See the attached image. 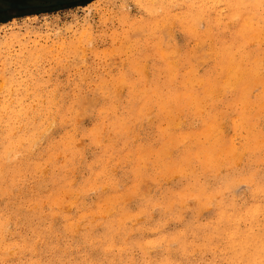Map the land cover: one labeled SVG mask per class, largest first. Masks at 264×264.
I'll use <instances>...</instances> for the list:
<instances>
[{
    "label": "rangeland",
    "instance_id": "374dc122",
    "mask_svg": "<svg viewBox=\"0 0 264 264\" xmlns=\"http://www.w3.org/2000/svg\"><path fill=\"white\" fill-rule=\"evenodd\" d=\"M186 1L156 0V9L146 0H0V264H261L231 244L248 232L264 234L261 87L252 86L245 100L236 88H200L197 100L176 109L169 96L211 71L215 10L205 9H222L226 27L236 30L240 18L228 17L227 7H259L251 14L260 24L264 1ZM148 9L156 27L147 24ZM169 10L175 16L167 25L161 12ZM250 41L252 52L264 48ZM170 107L169 115L163 109ZM119 117L130 120L122 133L114 126ZM210 118L213 143L202 132ZM209 145L216 165L203 159ZM156 151L177 164L166 165Z\"/></svg>",
    "mask_w": 264,
    "mask_h": 264
},
{
    "label": "bare ground",
    "instance_id": "6f19581e",
    "mask_svg": "<svg viewBox=\"0 0 264 264\" xmlns=\"http://www.w3.org/2000/svg\"><path fill=\"white\" fill-rule=\"evenodd\" d=\"M156 0H154V1H150V0H146V5H148L149 4V7H152L153 5H154V3L153 2H155ZM176 1V0H175ZM181 1V0H180ZM184 1V0H183ZM206 1H210L211 3H216L218 0H201V2H206ZM232 1H234V0H223V2L224 3H226V4H228V2L230 3V2H232ZM264 1V0H263ZM169 2V1H168ZM200 2V3H201ZM240 2H244V3H246V4H249V5H255V4H258V3H260L261 2V0H235V2H233V3H231V4H234V5H236V6H239L240 5ZM170 3H173V2H170ZM186 3L188 4V5H190V4H198L199 2H198V0H191V1H186ZM153 4V5H152ZM168 4V3H167ZM244 5V4H243ZM261 5V4H260ZM173 6V5H172ZM191 6V5H190ZM210 6V5H209ZM231 6H233V5H231ZM148 7V6H147ZM154 7H155V5H154ZM166 7V6H165ZM156 8V7H155ZM164 8V7H163ZM168 8H169V5H168ZM191 8H193V11H197V16H202V15H205V16H207L206 15V13L204 12V11H202L201 10V8L200 7H191ZM214 9L215 10V17H214V21H215V27L211 30V32H210V36H211V38L209 39V42L211 43L210 44V47H211V50H212V53L211 52H209V53H211V55L209 54V56H211V58L209 59L210 60V63H211V65H212V67H211V71H207V73L205 74V75H203L201 78H198V79H196V78H192V77H190V78H188V83H189V85H188V87H186V88H180V89H177V91H174L173 93H172V95H170L169 96V100H171V107H173L174 109H176L177 107L179 108V107H182V108H184L187 104H189V103H191L192 101H194V100H197L198 98H199V89L201 88L202 89V91L203 92H207V90L208 91H212V90H214L216 87H221V89H230L231 91H233L232 90V88H236L237 89V92H234V93H236V96L239 98V99H241V100H245L244 99V97L248 94V92H249V90L252 88V86H259V87H261V91L259 92L260 94H259V99H257V101H256V103H259V100H260V102H261V105H257L259 108L258 109H263L264 110V48H262L261 46H259V47H261V49L260 48H258V46H257V49L255 50L254 48V50L255 51H251L250 49H249V47H248V43H249V41L250 40H252V39H255V40H257L258 42H260V41H262V42H264V22H262V23H260L259 24V21H257V24L256 23H253V20H254V17L252 16V14H251V12L252 13H257V10H259V7H244V9L240 12V10L243 8V7H227V11L225 12V13H227L228 14V17H229V13H230V17L232 18V16L233 15H235V18L236 17H238V18H240V21H241V24L238 26V28L236 29V30H234V29H232L231 27H226V25L228 24V23H226V20H227V22H228V18L225 20V22H223V18H222V16H223V13L221 12L222 11V9H220L219 7H207L205 10H211V9ZM261 8V10H262V7H260ZM157 9V8H156ZM159 9V8H158ZM172 9H174L173 7H172ZM187 9V8H186ZM143 10V9H142ZM148 11H149V13H151V14H149V15H151L146 21H148V23L147 24H150V23H152V22H156L155 21V19L157 18H152V12H153V10H151V9H148ZM185 12H187V11H185ZM156 14H159V12H155ZM259 13V12H258ZM161 18H163V23H167V25H169L171 22H173L172 20L174 19L173 17L175 16V13H173L172 12V10H169V12L168 13H166V12H161ZM263 14V13H262ZM196 15V14H195ZM173 18V19H172ZM206 19V18H205ZM258 19H260V18H258ZM157 20V19H156ZM199 20H201V18L199 19ZM186 21V20H185ZM256 21V20H255ZM260 21H261V19H260ZM206 22V21H205ZM232 22H233V20H232ZM131 23V22H130ZM199 23V22H198ZM146 24V25H147ZM179 24V23H178ZM201 24V23H200ZM200 24H197L198 26L200 25ZM163 25V24H162ZM150 26H154V27H156V24H150ZM201 27H202V25H200ZM219 26H222L221 28L219 27ZM163 27V26H162ZM143 28V27H142ZM159 28V27H158ZM148 29H150V28H148ZM164 29H165V27H164ZM136 30V29H135ZM140 30V29H139ZM158 30V29H157ZM161 30L163 31V29L161 28ZM160 30V31H161ZM130 31V30H129ZM146 31H148V30H146ZM161 31V32H162ZM165 31V30H164ZM163 31V32H164ZM155 32V31H154ZM166 32V31H165ZM83 33V32H82ZM148 33V32H147ZM159 33V32H158ZM164 34V33H163ZM143 35V34H142ZM156 35V34H155ZM160 35H161V33H159V37H160ZM82 36V35H81ZM80 36V37H81ZM149 36V35H148ZM152 36V35H151ZM126 38V37H125ZM174 38V37H173ZM142 39V38H141ZM154 39V38H153ZM164 39V38H163ZM164 41V40H163ZM123 42V41H122ZM138 42V41H137ZM176 42V41H175ZM250 42H252L253 43V41H250ZM255 42V41H254ZM147 43V42H146ZM169 43V42H168ZM161 44H162V40H161ZM169 46V45H168ZM73 47H75V45L73 46ZM132 47V46H131ZM148 48V47H147ZM170 48V47H169ZM33 49V48H32ZM48 49V48H47ZM67 50V49H66ZM65 50V51H66ZM178 50V49H177ZM36 51H38L37 49H36ZM75 51V50H74ZM104 51V50H103ZM34 52V51H33ZM64 52V51H63ZM173 52V51H172ZM191 52V51H190ZM204 52V51H203ZM234 52L235 53H237V55H234ZM78 53V52H77ZM161 53V52H160ZM162 54H163V52H162ZM171 54V53H170ZM175 54V52H173V55ZM166 55H168L167 53H166ZM205 55V54H204ZM54 56H55V54H54ZM149 56V55H148ZM152 57V56H151ZM63 58V57H62ZM174 59V58H173ZM16 60V59H15ZM142 60V59H141ZM206 60V59H205ZM208 60V61H209ZM147 61V60H146ZM145 61V62H146ZM166 62V61H165ZM206 62V61H205ZM132 64H133V62H132ZM198 64V63H197ZM209 64V63H208ZM44 66V65H43ZM135 66H136V64H135ZM143 66V65H142ZM145 66V65H144ZM2 67V66H1ZM146 67V66H145ZM141 68V67H140ZM162 69V68H161ZM142 71V70H141ZM163 74V73H162ZM183 75V74H182ZM2 76V75H1ZM11 76V75H10ZM167 76H168V74H167ZM166 76V77H167ZM3 77V76H2ZM200 77V76H199ZM140 79V78H139ZM138 79V80H139ZM168 79V78H167ZM2 81V80H1ZM112 81V80H111ZM164 81H166V80H164ZM185 81V80H184ZM4 82V81H3ZM3 82H1V83H3ZM131 82H133V80L131 81ZM130 82V83H131ZM171 82V81H170ZM179 82V81H178ZM13 83V82H12ZM53 83V82H52ZM143 83V82H142ZM169 83V82H168ZM153 84V83H152ZM155 84V83H154ZM11 85V84H10ZM18 85H19V83H18ZM17 85V86H18ZM13 86V85H12ZM16 86V85H15ZM60 86V85H59ZM145 86V85H144ZM167 86V85H166ZM7 87V86H6ZM127 87H128V85H127ZM139 87V86H138ZM142 87V86H141ZM118 88V87H117ZM129 88V87H128ZM143 88V87H142ZM141 88V89H142ZM165 89V88H164ZM9 91H11L12 89H8ZM101 90V89H100ZM120 90V89H119ZM166 90H167V88H166ZM3 91V90H2ZM21 91V90H20ZM106 91V90H105ZM109 91V90H108ZM118 91V90H117ZM129 91V90H128ZM151 91V90H150ZM149 91V92H150ZM7 93V92H6ZM132 93V92H131ZM138 93V92H137ZM157 93V92H156ZM255 93V92H254ZM151 94V93H150ZM160 94V93H159ZM167 94V93H166ZM249 94H250V92H249ZM114 95V94H113ZM137 95V94H136ZM157 95V94H156ZM200 95H202V94H200ZM213 95V94H212ZM219 95V94H218ZM257 95V94H256ZM52 96V95H51ZM101 96V95H100ZM147 96V95H146ZM249 96V95H248ZM251 96V95H250ZM102 97H103V95H102ZM142 97V96H141ZM145 97V96H144ZM20 98V97H19ZM18 98V99H19ZM34 98V97H33ZM156 98V97H155ZM160 98V97H159ZM221 98H224V97H221ZM225 98H227V97H225ZM224 98V99H225ZM254 98V97H253ZM253 98H251V99H253ZM145 99V98H144ZM161 99V98H160ZM56 100V99H55ZM143 100V99H142ZM141 100V101H142ZM146 100H148V97L146 98ZM203 100V99H202ZM209 100H211V99H209ZM219 100V99H218ZM17 101V100H16ZM89 101V100H88ZM130 101V100H129ZM152 101V100H151ZM150 101V102H151ZM205 101V100H204ZM72 102V101H71ZM90 102V101H89ZM138 102V101H137ZM202 102V101H201ZM212 102V101H211ZM215 102H216V100H215ZM223 102V101H222ZM18 103V102H17ZM62 103V102H61ZM88 103V102H87ZM142 103L144 104V102L142 101ZM155 103V102H154ZM210 103V102H209ZM227 103V102H226ZM253 103V102H252ZM1 104V103H0ZM8 104V103H7ZM57 104H60V103H58L57 102ZM69 104V103H68ZM139 104H140V102H139ZM142 104V105H143ZM147 104V103H146ZM162 104V103H161ZM199 104V103H198ZM20 105H21V103H20ZM152 105V104H151ZM203 105V104H202ZM205 105H207V104H205ZM216 105H218V103L216 104ZM234 105H235V103H234ZM19 106V105H18ZM64 106H66L65 104H64ZM140 106V105H139ZM147 106V105H146ZM213 106V105H212ZM222 106V105H221ZM27 107V106H26ZM75 107V106H74ZM136 107V106H135ZM166 107V106H165ZM169 108L170 109V111H167V110H165V109H163L164 111H166L167 113H169V115H170V112L172 111V108ZM187 107V106H186ZM195 107V106H194ZM193 107V108H194ZM206 107V106H205ZM232 107H233V105H232ZM3 108H4V106H3ZM16 108V107H15ZM56 108H57V106H56ZM58 108H60V106L58 107ZM57 108V109H58ZM62 108V107H61ZM60 108V109H61ZM69 108V107H68ZM131 108V107H130ZM142 108V107H141ZM144 108V107H143ZM156 108H157V105H156ZM190 108V107H189ZM192 108V109H193ZM207 108V107H206ZM219 108V107H218ZM254 108H255V106H254ZM212 109V108H211ZM216 109V108H215ZM227 109V108H226ZM17 110V109H16ZM65 110V109H64ZM67 110V109H66ZM137 110V109H136ZM135 110V111H136ZM139 110H140V108H139ZM187 110H188V108H187ZM186 110V111H187ZM201 110V109H200ZM218 110V109H217ZM256 110V109H255ZM255 110L253 111V112H255ZM6 111V110H5ZM74 111V110H73ZM108 111V110H107ZM138 111V110H137ZM143 111V110H142ZM141 111V112H142ZM159 111H161V110H159ZM197 110H195V112H196ZM219 111V110H218ZM7 112V111H6ZM14 112H15V110H14ZM25 112V111H24ZM26 112H28V110L26 111ZM178 112V111H177ZM190 112H193V111H190ZM215 112V111H214ZM261 112V111H260ZM13 113V112H12ZM48 113V112H47ZM69 113V112H68ZM130 113V112H129ZM132 113H133V111H132ZM138 113V112H137ZM167 113L166 114H164L166 117H167ZM174 113V112H173ZM180 113V112H179ZM203 113V112H202ZM8 114V113H7ZM10 114H11V112H10ZM16 114V113H15ZM61 114H63V113H61ZM136 114V113H135ZM171 114H172V112H171ZM174 114H176V113H174ZM188 114H189V112H188ZM192 114H194V113H192ZM201 114V113H200ZM211 114V113H210ZM215 114V113H214ZM213 114V115H214ZM65 115V114H64ZM169 115H168V117H169ZM186 115V114H185ZM197 115V114H196ZM201 115H203V114H201ZM219 115V114H218ZM225 115V114H224ZM8 116V115H7ZM12 116H13V114H12ZM109 116V115H108ZM131 116H133V115H131ZM163 116V115H162ZM165 116L163 117V118H165ZM173 116V115H172ZM180 116V115H179ZM177 114H176V117H179ZM183 116V115H182ZM192 116V115H191ZM195 116V115H194ZM204 116V119H205V115H203ZM208 116V115H207ZM263 116V115H262ZM9 117V116H8ZM136 117V116H135ZM176 117H173V118H176ZM186 117V116H185ZM188 117H190V115L188 116ZM213 117V116H212ZM220 117V116H219ZM219 117H218V119H219ZM12 118V117H11ZM16 118V117H15ZM27 118V117H26ZM171 118V117H170ZM195 118V117H194ZM193 118V119H194ZM209 118V117H208ZM7 119V118H6ZM177 119V118H176ZM199 119V118H198ZM202 119V118H201ZM203 119V120H204ZM215 119V118H214ZM166 120V119H165ZM169 120V119H168ZM17 121V120H16ZM31 121V120H30ZM43 121V120H42ZM113 121V120H112ZM130 120H128V118H126V117H119V118H116L115 119V121H114V126L117 128V129H120V132H121V128L125 125V124H127V122H129ZM136 121V120H135ZM208 121V120H207ZM5 122V121H4ZM34 122V121H33ZM40 122V121H39ZM39 122H38V124H39ZM167 122V121H166ZM214 122H216V121H213V118H210L209 119V122L208 123H206L207 124V127L204 129V131H202L203 132V134H204V136L206 137V141H208V143L210 142V141H214V139H215V141L217 140V137L215 136V134L212 132V128L214 129V127H213V124H214ZM262 122V121H261ZM10 123H12V122H10ZM9 123V124H10ZM24 123V122H23ZM52 123V122H51ZM50 123V124H51ZM112 123V122H111ZM165 123V122H164ZM169 123V122H168ZM172 123V122H171ZM218 123V122H217ZM244 123V122H243ZM249 123V122H248ZM4 124V123H3ZM180 124V123H179ZM202 124V123H201ZM252 124V123H251ZM6 125V124H5ZM28 125V124H27ZM34 125V124H33ZM48 125H49V123H48ZM159 125V124H158ZM172 125V124H171ZM186 125V124H185ZM190 125V124H189ZM202 125H204V124H202ZM225 125V124H224ZM4 126V125H3ZM8 126V125H7ZM19 126V125H18ZM38 126H40V124L38 125ZM50 127H51V125H49ZM157 125H155V127H156ZM30 127V126H29ZM50 127H49V129H50ZM204 127H205V125H204ZM5 128V127H4ZM11 128V127H10ZM16 128V127H15ZM14 128V129H15ZM35 128V127H34ZM34 128L33 129H30V130H33L32 132H34ZM173 128V127H172ZM179 128V127H178ZM216 128V127H215ZM1 129H2V127H1ZM19 129V128H18ZM24 129V128H23ZM36 129V128H35ZM42 128H40V130H41ZM47 129V128H46ZM117 129H114V130H117ZM181 129V128H180ZM180 129H179V135H180ZM200 129H202V128H200ZM235 129V128H234ZM3 130V129H2ZM7 130V129H6ZM9 130V129H8ZM10 130H12L13 131V129H10ZM39 130V131H40ZM43 130V129H42ZM41 130V131H42ZM48 130V129H47ZM51 130V129H50ZM172 130V129H171ZM15 131V130H14ZM13 131V132H14ZM40 131V132H41ZM49 131V130H48ZM170 131V130H169ZM183 130H181V132H182ZM225 131V130H224ZM2 132V131H1ZM7 132V131H6ZM29 132V131H28ZM27 132V133H28ZM8 133V132H7ZM10 133H11V131H10ZM31 133V132H30ZM39 133V132H38ZM37 133V134H38ZM43 133V132H42ZM48 133V132H47ZM87 133V132H86ZM122 133V132H121ZM166 133V132H165ZM184 133V132H183ZM219 133H220V131H219ZM232 133V132H231ZM261 133V132H260ZM124 134V133H123ZM178 134V133H177ZM190 134V133H189ZM201 134V133H200ZM20 135V137H22L21 136V134H19ZM23 135V134H22ZM26 135H28V134H26ZM119 135V134H118ZM117 135V136H118ZM122 135V134H121ZM175 136H176V134H174ZM178 135V136H179ZM218 135V134H217ZM221 135V134H220ZM6 136V135H5ZM7 136H9V135H7ZM17 136V135H16ZM15 136V137H16ZM101 136V135H100ZM108 136V135H107ZM124 136V135H123ZM160 136V135H159ZM193 136V135H192ZM223 136H224V134H223ZM223 136L221 137V138H223ZM164 137V136H163ZM167 138H169L168 136H166ZM8 138V137H7ZM28 138V137H27ZM33 138V137H32ZM37 138V137H36ZM36 138H35V140H36ZM102 138H103V136H102ZM176 138V137H175ZM186 138V137H185ZM190 138V137H189ZM202 138V137H201ZM220 138V139H221ZM228 138V137H227ZM227 138H226V140H227ZM232 138V137H231ZM12 139V138H11ZM14 139V138H13ZM17 139V138H16ZM21 139V138H20ZM101 139V138H100ZM170 139H172V138H170ZM254 139V138H253ZM4 140H5V138H4ZM25 140V139H24ZM32 140V139H31ZM30 140V141H31ZM35 140L33 139V142L35 143ZM94 140V139H93ZM165 140V139H164ZM175 140V139H174ZM182 140H183V138H182ZM185 140L186 139H184V142H185ZM235 140V139H234ZM241 140V139H240ZM258 140V139H257ZM21 141V140H20ZM19 141V142H20ZM27 141V140H26ZM163 141V140H162ZM213 141H212V143H213ZM6 142V141H5ZM13 142H14V140H13ZM67 142V141H66ZM129 142V141H128ZM166 142H168V141H166ZM173 142V141H172ZM183 142V141H182ZM218 142V141H217ZM222 142V141H221ZM232 142V141H231ZM249 142V141H248ZM26 143V142H25ZM174 143V142H173ZM172 143V144H173ZM197 143V142H196ZM216 143V142H215ZM214 143V144H215ZM250 143V142H249ZM10 144H12V143H9V145ZM30 144H32V143H30ZM162 144V143H161ZM170 144V143H169ZM179 144H180V142H179ZM188 144V143H187ZM231 144H233V142L231 143ZM244 144H245V142H244ZM5 145V144H4ZM8 145V146H9ZM16 145H18V144H16ZM26 144H24V146H25ZM28 145V144H27ZM34 145V144H33ZM159 145V144H158ZM166 145V144H165ZM184 145V144H183ZM199 145V144H198ZM197 145V146H198ZM205 145V144H204ZM228 145V144H227ZM227 145H225V147L227 146ZM247 145V144H246ZM249 145V144H248ZM173 146V145H172ZM174 146H175V144H174ZM4 147V146H3ZM11 147V146H10ZM32 147V146H31ZM30 147V148H31ZM158 147V146H157ZM166 147V146H165ZM190 147V146H189ZM213 147V146H212ZM235 147H237V146H235ZM8 148V147H7ZM12 148V147H11ZM29 148V147H28ZM188 148V147H187ZM199 148V147H198ZM205 148H206V146H205ZM219 148V147H218ZM217 148V149H218ZM164 149V148H163ZM163 149L162 150H160V151H163ZM188 149H190V148H188ZM188 149H186V150H188ZM196 149V148H195ZM201 150H202V148H200ZM247 149V148H246ZM8 150V149H7ZM36 150V149H35ZM158 150V149H157ZM194 150V149H193ZM197 150V149H196ZM212 150H213V148H211V145H209L206 149H204V154L206 155V156H204V160L206 161V163L207 162H214L215 163V160L217 159V155L215 156L214 154H213V152H212ZM159 151V150H158ZM164 151H165V149H164ZM177 151V150H176ZM185 151V150H184ZM195 151V150H194ZM218 151V150H217ZM216 151V152H217ZM245 151V150H244ZM1 152V151H0ZM5 152V151H4ZM8 152H9V150H8ZM180 152H181V150H180ZM186 152V151H185ZM190 152H191V150H190ZM193 152V151H192ZM225 152V151H224ZM227 153L228 152H232V150L231 149H228V151H226ZM233 152H235V151H233ZM232 152V153H233ZM262 152V151H261ZM2 153V152H1ZM35 153V152H34ZM125 153V152H124ZM162 152H157L156 151V154L158 155H160L161 157V159L163 160V161H165V164L167 165V164H174V163H176L177 164V162H173V160H170V159H167V155L163 152L162 154H161ZM252 153V152H251ZM168 154V153H167ZM188 154V153H187ZM242 154H243V152H242ZM248 154V153H247ZM263 154V153H262ZM3 155H6V152H5V154H1V156H0V158H2L1 160H2V162H1V166H0V172L5 168V166H6V163H5V161H6V159L5 158H3ZM156 155V156H157ZM180 155V154H179ZM186 155V154H185ZM189 155V154H188ZM223 155V154H222ZM240 155V154H239ZM258 155V154H257ZM116 156V155H115ZM233 156V155H232ZM6 157V156H5ZM123 157H124V155H123ZM159 157V156H158ZM157 157V158H158ZM175 157V156H174ZM178 157V156H177ZM176 157V158H177ZM185 157V156H184ZM237 157H240V156H237ZM7 158H8V156H7ZM107 158V157H106ZM148 158H150L149 156H148ZM153 158V157H152ZM156 158V159H157ZM241 158V157H240ZM4 159H5V161H4ZM183 159V158H182ZM187 159H188V157H187ZM192 159V158H191ZM195 159H196V157H195ZM199 159V158H198ZM236 159V158H235ZM264 159V158H263ZM47 160V159H46ZM139 160V159H138ZM137 160V161H138ZM161 160V161H162ZM184 160V159H183ZM182 160V161H183ZM193 160V159H192ZM220 160H222V159H220ZM234 160V159H233ZM261 160V159H260ZM123 161V160H122ZM152 161V160H151ZM162 161V162H163ZM188 161V160H187ZM186 161V162H187ZM197 161V160H196ZM229 161V160H228ZM231 161V160H230ZM238 161V160H237ZM236 161V162H237ZM262 161V160H261ZM156 162H158V161H156ZM185 162V163H186ZM253 162V161H252ZM192 163H193V161H192ZM199 163H201V161H199ZM198 163V164H199ZM220 163H222L221 161H220ZM219 163V164H220ZM235 163V162H234ZM156 164V163H155ZM159 164H160V162H159ZM158 164V165H159ZM164 164V163H163ZM157 165V164H156ZM165 165V166H166ZM182 165V164H181ZM185 165H187V164H185ZM202 165H204V163L202 164ZM201 165V166H202ZM212 165V164H211ZM215 165H216V163H215ZM163 166V165H162ZM162 166H159L160 168L159 169H161V167ZM174 166V165H173ZM177 166H179V165H177ZM184 165H182V167H183ZM164 167V166H163ZM169 166H167V168H168ZM170 167H172V166H170ZM192 167H194V166H192ZM205 167H206V165H205ZM39 168V167H38ZM135 168V167H134ZM183 168H185V167H183ZM186 168H187V166H186ZM202 168V167H201ZM209 168V167H208ZM234 169V168H233ZM38 170V169H37ZM44 170V169H43ZM133 170V169H132ZM167 170V169H166ZM176 170V169H175ZM178 170H179V168H178ZM192 170V169H191ZM162 171V170H161ZM183 171H184V169H183ZM193 171V170H192ZM200 172V171H199ZM150 173V172H149ZM184 173H187V171H184ZM170 175H171V172H170ZM186 175V174H185ZM141 176V175H140ZM159 176V175H158ZM163 176V175H162ZM173 176V175H172ZM196 176V175H195ZM150 177V176H149ZM193 177V176H192ZM196 177H198V176H196ZM194 178V179H197V178ZM199 178V177H198ZM246 180H248V179H246ZM156 181H158V180H156ZM249 181V180H248ZM143 183V182H142ZM153 183V182H152ZM191 183V182H190ZM230 183V182H229ZM228 183V184H229ZM149 184V183H148ZM188 184V183H187ZM231 184V183H230ZM233 184H234V182H233ZM249 184V183H248ZM253 184V183H252ZM261 185V184H260ZM259 185V186H260ZM196 186H198L197 185V183H196ZM264 186V185H263ZM201 188H202V186H200ZM85 188V187H84ZM143 188V187H142ZM151 188V187H150ZM58 189V188H57ZM138 189V188H137ZM190 189V188H189ZM263 189H264V187H263ZM183 190H185V189H183ZM198 190H199V188H198ZM145 191V190H144ZM180 191V190H179ZM201 191V190H200ZM10 192V191H9ZM132 192V191H131ZM192 192V191H191ZM196 192V191H195ZM260 192V191H259ZM181 194H179V196L181 195L182 196V194L185 196L186 195V193L184 192V193H182V192H180ZM198 195L200 194V192L198 191V193H197ZM259 194V193H258ZM111 195V194H110ZM140 195V194H139ZM196 195V194H195ZM197 195V196H198ZM262 195V194H261ZM145 196V195H144ZM202 196V195H201ZM51 197H53V196H51ZM134 199V198H133ZM152 199V198H151ZM170 199V198H169ZM212 199V198H211ZM186 200V199H185ZM202 200V199H201ZM217 200V199H216ZM262 200V199H261ZM208 201V200H207ZM218 201V200H217ZM73 202V201H72ZM127 204V203H126ZM179 204V203H178ZM210 204V203H209ZM221 205V204H220ZM57 206V205H56ZM189 206V205H188ZM199 206V205H198ZM218 206H219V204H218ZM224 206V205H223ZM263 206H264V204L262 205V208H263ZM173 207V206H172ZM230 207H231V205H230ZM233 207V206H232ZM107 208V207H106ZM113 208V207H112ZM224 208V207H223ZM121 209V208H120ZM172 209V208H171ZM226 209V208H225ZM232 208H230V210H231ZM253 209H254V207H253ZM252 209V210H253ZM38 210V209H37ZM239 210V209H238ZM241 210V209H240ZM256 210H261V209H258L257 207H256V209H254V212L256 211ZM264 210V209H263ZM107 211V210H106ZM105 211V212H106ZM109 211V210H108ZM147 211V210H146ZM193 211V210H192ZM229 211V210H228ZM250 211V210H249ZM145 212V211H144ZM234 212V211H233ZM237 212V211H236ZM109 213V212H108ZM231 213V212H230ZM106 214V213H105ZM124 214V213H123ZM126 214V213H125ZM217 214H218V212H217ZM223 214H224V212H223ZM226 214V213H225ZM240 214V213H239ZM244 214H245V212H244ZM248 214V213H247ZM228 215V214H227ZM226 215V216H227ZM230 216V215H229ZM36 217V216H35ZM249 217V216H248ZM121 217H119L118 219H120ZM128 218V217H127ZM132 218V217H131ZM151 218H152V216H151ZM168 218V217H167ZM225 218H227V217H225ZM224 218V220H226ZM235 218H237V217H235ZM250 218V217H249ZM124 219V218H123ZM257 220H259V218H256ZM126 220V219H125ZM222 220V219H221ZM223 220V221H224ZM228 220V219H227ZM254 220V219H253ZM120 221V220H119ZM119 221H118V223H119ZM116 222V221H115ZM257 222V221H256ZM219 223H221V222H219ZM262 223V222H261ZM73 224H74V222H73ZM121 224V223H120ZM250 224V223H249ZM118 225V224H117ZM224 225H225V223H224ZM72 226V225H71ZM70 226V227H71ZM165 226V225H164ZM211 226V225H210ZM213 226V225H212ZM227 226V225H226ZM225 226V227H226ZM249 226V225H248ZM256 226V225H255ZM255 226H253V227H255ZM259 226H261V225H259ZM197 227H198V225H197ZM201 227V226H200ZM214 228H215V226H213ZM224 227V228H225ZM235 227V226H234ZM212 228V227H211ZM211 228H209V229H211ZM232 228V227H231ZM244 228V227H243ZM243 228L241 229V230H243ZM162 229V228H161ZM204 229V228H203ZM206 229V228H205ZM208 229V230H209ZM230 229V228H229ZM232 229H234V228H232ZM232 229H231V231H232ZM246 229H247V226H246ZM252 229V228H251ZM262 229V228H261ZM160 230V229H159ZM226 230V229H225ZM213 231V230H212ZM214 231H215V229H214ZM224 231V230H223ZM226 231H228V229L226 230ZM237 231H239V230H237ZM237 231H235L236 233H237ZM264 231V230H263ZM135 232V231H134ZM153 232V231H152ZM182 232H183V230H182ZM208 232V231H207ZM209 232H210V230H209ZM208 232V233H209ZM218 232V231H217ZM225 232V231H224ZM245 232V231H244ZM251 232H253V231H250V233ZM214 233V232H213ZM221 233V232H220ZM226 233V232H225ZM230 233V232H229ZM228 233V234H229ZM232 233V232H231ZM240 233H242V234H244L243 232H239L238 234H240ZM246 233V232H245ZM249 233V232H248ZM248 233H246L245 235L246 236H248V237H246V241H244L245 239H243L242 237V239L240 238V240L239 239H236V237L234 238L233 237V240H232V246H234L233 244H235L236 243V245H238V246H240V250H239V252H240V254L242 255L243 253H245V254H247V256L248 257H246V258H249L250 260H253L254 262L255 261H257V260H259V261H261L260 263L261 264H264V254L263 255H261V254H259V251H260V249H262L263 247H264V234H261V235H258V236H251L250 234H248ZM264 233V232H263ZM216 234V233H215ZM218 234H219V232H218ZM218 234H216L217 236H218ZM233 234H235V233H233ZM233 234H232V236H233ZM231 235V234H230ZM244 235V236H245ZM212 236V235H211ZM216 236V237H217ZM238 237V236H237ZM5 238V237H4ZM178 238V237H177ZM207 239V238H206ZM218 239V238H217ZM217 239H215V240H217ZM227 239H228V237H227ZM230 239V238H229ZM235 239L237 240V242H234L235 241ZM161 240H162V238H161ZM171 240H172V238H171ZM176 240V239H175ZM211 240V239H210ZM239 240V241H238ZM3 241V240H2ZM1 241V242H2ZM95 241V240H94ZM212 241H213V239H212ZM1 242H0V244H1ZM155 242V241H154ZM162 242V241H161ZM143 243V242H142ZM147 243H149V242H147ZM205 243V242H204ZM3 244V243H2ZM4 244H6V243H4ZM150 244V243H149ZM194 244V243H193ZM228 244H230V243H228ZM7 245V244H6ZM145 245H147V244H145ZM248 245V246H247ZM225 246H227V244H225ZM238 246H237V248H238ZM6 247V246H5ZM122 247V246H121ZM120 247V248H121ZM198 247V246H197ZM229 247V246H228ZM3 248V247H2ZM109 248V247H108ZM227 248V247H226ZM231 248V247H230ZM233 248V250H236V249H234V247H232ZM1 249V248H0ZM6 249H7V247H6ZM239 249V248H238ZM217 250V249H216ZM229 250V249H228ZM2 251H3V249H2ZM6 251V250H5ZM4 251V252H5ZM231 252H232V250H230ZM248 251H252L250 254H249V252ZM9 252V251H8ZM147 252V251H146ZM152 252V251H151ZM225 252H226V250H225ZM237 252V251H236ZM6 253V252H5ZM135 255V254H134ZM220 255V254H219ZM236 255V254H235ZM241 255H239V257L241 256ZM3 256V255H2ZM238 257V258H239ZM233 258V257H232ZM241 258V257H240ZM239 258V259H240ZM243 258V257H242ZM234 259V258H233ZM244 259V258H243ZM153 261V260H152ZM247 261V260H246ZM230 262V261H229ZM165 264V263H164ZM227 264V263H226ZM237 264V263H236ZM256 264V263H255Z\"/></svg>",
    "mask_w": 264,
    "mask_h": 264
}]
</instances>
